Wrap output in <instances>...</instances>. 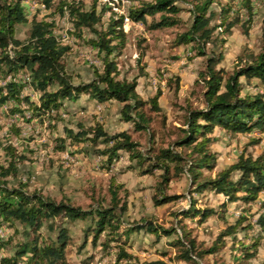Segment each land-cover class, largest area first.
Wrapping results in <instances>:
<instances>
[{
  "label": "trees",
  "instance_id": "obj_1",
  "mask_svg": "<svg viewBox=\"0 0 264 264\" xmlns=\"http://www.w3.org/2000/svg\"><path fill=\"white\" fill-rule=\"evenodd\" d=\"M23 1L0 0V75L7 76L29 69L33 73V85L40 93V98L39 102H35L29 94L22 97L23 85L9 82L6 87H0V106L14 103L13 110L20 111L22 104H29L33 116H45L51 121L61 116L66 100L77 102L83 95L100 103H123L124 120L132 122L134 131L149 133L146 149L141 147L130 131L111 134L100 122L86 129L83 126L80 131L68 130L70 144L75 146L82 141L93 145L103 143L104 147L98 152L105 159L104 166L109 169L127 153L135 161L134 166L139 168L140 174L156 176L152 195L155 206L184 198L185 195L169 193V190L175 178L188 174L191 184L188 195L190 204L174 213L176 222L170 227H163L146 218L142 222L125 224L123 213L127 202L121 205L119 197V191L124 186L115 185V179L111 185L110 205L105 207L98 204L89 209L73 204L66 196L58 201L38 189L30 190L29 182L22 179L12 186L10 182L18 178L20 163L25 161L26 155L20 153L9 139L5 145L7 163L0 162V226L12 227L16 235L22 227L26 237L18 240L12 237L3 242L5 246L12 245L15 251L10 256L2 257L0 264H70L67 249L71 236L63 222L87 218H91L92 223L86 228V233L94 232V244L102 233L108 231L101 245L108 253L115 246L117 263L139 264L138 256L130 249L129 240L133 232L145 229L155 233L158 238L176 234L171 245L177 248V252L172 256L168 251H163L161 259L140 264H169L165 257L187 264H208L207 258L219 254L228 236L236 234L240 227L248 230L251 225H243L248 217L242 212L235 224H228L208 245L199 240L194 234V227H190L186 220L196 219L199 224H203L217 210L197 207L198 200L193 194L205 191L221 194L225 198L223 206L226 207L232 202L245 206L252 204L264 192V149L258 155L244 151L229 167L216 172L214 176L207 175L215 172L218 166L217 155L211 148V144L217 140V128H222L231 137L255 130L264 133V26L258 52L246 48L232 72L219 67L224 59L228 36L241 23L243 12L247 16L242 23L243 30L249 34L255 14L253 0H236L235 5L226 3L221 6L219 13L210 9L214 2L220 3L221 0H191L192 24L177 36L176 45L190 44L194 56L204 58L196 80V84L202 88V106L188 105L184 121L177 127V138L161 147L155 145L156 132L152 124L154 114L163 112L160 103L162 90L159 89L156 95L148 99L142 97L138 91V80L146 74L144 67L132 79L120 77L118 57L128 41L125 16L112 11L105 25L103 17L111 7L105 6L98 11L97 0H93L90 8L78 0L61 2L59 10L64 13L68 9L79 38H83L85 28L95 33V37L86 41L97 50L102 62L100 68L94 67L91 81L76 84L64 60L71 46L56 36L53 22L33 19L27 39L16 37L17 25L28 21ZM136 1L129 7L128 17L134 23L144 24L147 30L171 28L183 23L181 12L184 7L179 3L185 0ZM46 2L51 3V0ZM217 16L218 21L214 23ZM98 25L101 27L98 28ZM144 56L145 51H140L139 60ZM254 79L259 80L260 84L244 92L245 84L252 86ZM174 82L178 89L179 80ZM53 86L57 88L52 89ZM60 141L58 148L64 150L65 139L61 138ZM253 142L256 144L261 140L254 139ZM258 223L264 231V214L259 216ZM44 228L50 233L56 231V235L52 237L49 233H43ZM260 242V239L254 238L248 243L239 240L238 247L233 246L235 249L231 263L215 260L213 264H252Z\"/></svg>",
  "mask_w": 264,
  "mask_h": 264
},
{
  "label": "rangeland",
  "instance_id": "obj_2",
  "mask_svg": "<svg viewBox=\"0 0 264 264\" xmlns=\"http://www.w3.org/2000/svg\"><path fill=\"white\" fill-rule=\"evenodd\" d=\"M62 1L68 0H51V3H47L46 0H34L35 3L31 0H24L22 4L28 21L17 25L16 37L21 40L27 39L33 19L53 22L55 34L63 43H68L63 41V33L67 32L70 37L67 45H70L71 49L67 52L64 60L73 82L76 84L89 82L94 78V67L100 68L102 65L97 50L86 41L95 37V33L85 28L83 38H79L70 16L59 10ZM78 1H82L86 8H90L93 3V0ZM129 1L131 4H126L127 9L137 3L136 0ZM97 2L98 11H101L105 6L111 7L108 0H97ZM43 3L46 5V9H42ZM226 3L235 5L236 0H221L220 3L216 1L210 10L219 13L221 6ZM122 4L121 1L120 5ZM179 4L184 7V11L181 12L183 23L176 27L153 31L147 30L142 23L134 24L131 20L125 21L128 41L123 53L118 57L121 78L132 79L144 67L146 74L138 80V91L143 98L153 97L159 89L163 92L160 98L163 112L154 114L152 124V129L156 132L155 145L158 147L167 146L177 138V127L183 123L185 108L188 105L202 106V88L201 85L196 84V80L203 67L204 58L195 57L190 44L176 45L177 36L192 24L193 16L190 10L192 4L191 0H185ZM253 4L255 14L249 26V34H245L243 30L242 23L247 19L246 12H243L241 23L233 28L232 34L228 36L225 44L224 59L219 67H224L228 72L234 71L246 48L259 51L264 26V0H253ZM112 11L115 10L109 9L104 14L105 25ZM218 18L217 16L213 22L216 23ZM100 27L101 25H98V28ZM142 50L145 51V56L139 60ZM5 77L0 75L1 79ZM176 80H179L178 89L174 82ZM242 81L245 83L244 78ZM251 84L250 87L245 84L244 92L259 85L260 82L254 79ZM55 88L57 86L52 87V89ZM34 94L31 95L32 100L39 102ZM100 104L101 109L98 107ZM28 105L22 104L20 111H14L15 105H11L8 110L0 112V162L7 163L5 145L9 139L13 144L15 143L20 153L26 155L25 161L20 163L18 178H13L10 185L15 186L18 179H22L29 182L30 190L38 189L44 195L58 201L66 196L73 204L89 209L98 204L105 207L110 205L111 185L112 180L115 179V185L122 184L124 186L119 191V197L121 205L125 201L127 202L126 211L123 213L125 224H135L146 218L152 219L163 227H170L176 222L177 217L174 216V213L189 207L188 195L191 184L188 174L175 178L171 182L169 190V193L185 195L184 198L162 206H155L152 195L156 176L140 174L139 168L134 166L135 161H132L127 153L116 160L109 169L104 166L105 159L98 152L104 147L103 143L99 142L93 145L82 141L75 146L70 144L68 130L80 131L83 126L86 129L100 122L111 134L123 130L130 131L141 147L146 149L149 145V133L134 131L132 122L124 120L123 103L118 101L100 103L83 95L77 102L66 100L61 116L51 121L45 116L43 118L33 116ZM2 106H0V110ZM14 114L24 117L18 125L11 124ZM56 115L55 112L54 117ZM216 136L217 140L211 144V148L217 155L218 166L215 172L207 175L214 176L216 172L229 167L244 151L258 155L264 149V133L256 130L231 137L223 129H219ZM61 138L65 139L64 150L58 148L61 145ZM254 139H260L261 142L254 144ZM237 176L235 177L237 178ZM193 197L198 200L197 207L217 210V213L211 215L203 224H199L196 219L186 220L190 227H194V234L199 240L205 241L208 245L228 224H235L242 212L248 217L243 225H251L248 230L240 227L236 234L228 236L226 245L219 254L207 258L208 264H213L215 260L231 263L234 249L238 247V241L248 243L253 238L260 239L261 242L258 254L252 260V264L264 263V231L258 223L259 216L264 214V192L260 194L256 202L246 206L239 202H232L224 207V196L210 191L196 192ZM63 223L68 227L71 236L67 249L70 264H124L116 262L115 246L110 250L111 253H108L101 245L107 238L108 231L101 234L96 244L93 241L94 232L87 235L86 228L92 223L91 218L65 220ZM4 227L5 237L0 241V259L12 255L15 251L12 245L6 244L5 246L3 242H7L12 237H15L16 240L26 237L22 227L19 228L20 232L17 235L12 227L8 225ZM42 232L49 233L52 237L56 235V231L50 233L47 228H44ZM175 239L176 234L158 238L155 233L142 229L130 235V249L138 256L139 264L145 263L161 259L163 251H168L170 255L174 256L177 248L171 243ZM82 245L85 246L82 247ZM234 245H236L235 248H233ZM165 259L169 264H187L185 261L169 260L168 257Z\"/></svg>",
  "mask_w": 264,
  "mask_h": 264
},
{
  "label": "built area",
  "instance_id": "obj_3",
  "mask_svg": "<svg viewBox=\"0 0 264 264\" xmlns=\"http://www.w3.org/2000/svg\"><path fill=\"white\" fill-rule=\"evenodd\" d=\"M31 1L33 3H35L34 0H31ZM121 1L123 3L122 5H120ZM108 2H109L108 4L111 6V8L113 10H115L116 12L125 16L126 22L130 21V18L128 17V9L126 8V4H131V1H129V0H108ZM41 7H42V9H46V5L44 3L41 5ZM64 13L67 16L69 15L67 12V9H65ZM69 40H70V37L67 34V32L63 33V41L68 42L65 44H69ZM33 80H34L33 73L29 69L26 68V69H23L19 72L10 73L4 79L0 78V87H6L9 82H14V83L23 85V91H22V95H21L22 97L25 94L33 95V93H35L34 96H36V98L39 100L40 93L37 90H35L34 85H33ZM11 105H14V103L4 104L2 106V109L0 110V112L2 110H8ZM98 107L101 109V104ZM27 116L29 117L28 113H27ZM23 118L24 117L20 116L19 114H14L12 119H11V124H17L18 125L20 120H22ZM14 145H15V143H14ZM4 228H5L4 226H0V241L2 238L5 237ZM20 264H22V262Z\"/></svg>",
  "mask_w": 264,
  "mask_h": 264
},
{
  "label": "crops",
  "instance_id": "obj_4",
  "mask_svg": "<svg viewBox=\"0 0 264 264\" xmlns=\"http://www.w3.org/2000/svg\"><path fill=\"white\" fill-rule=\"evenodd\" d=\"M134 24H135V23H134ZM219 129H221V130H222V128H217V129H216V133H217V130H219ZM220 132H221V131H220Z\"/></svg>",
  "mask_w": 264,
  "mask_h": 264
}]
</instances>
